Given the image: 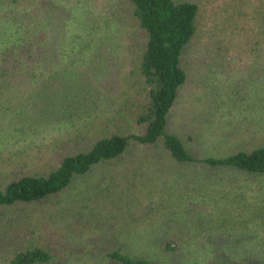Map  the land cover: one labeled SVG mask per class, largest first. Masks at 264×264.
I'll return each instance as SVG.
<instances>
[{
  "label": "rangeland",
  "instance_id": "rangeland-1",
  "mask_svg": "<svg viewBox=\"0 0 264 264\" xmlns=\"http://www.w3.org/2000/svg\"><path fill=\"white\" fill-rule=\"evenodd\" d=\"M187 1L197 30L169 130L196 157L264 145V49L251 30L244 41L258 0ZM136 29L120 0H0V188L136 132ZM0 225V258L38 245L65 252L52 264H118L112 249L154 264H264V175L132 146L45 203L3 209Z\"/></svg>",
  "mask_w": 264,
  "mask_h": 264
},
{
  "label": "trees",
  "instance_id": "trees-1",
  "mask_svg": "<svg viewBox=\"0 0 264 264\" xmlns=\"http://www.w3.org/2000/svg\"><path fill=\"white\" fill-rule=\"evenodd\" d=\"M13 1L21 6L35 0ZM120 1L137 26L130 44L137 54L135 65L141 78L137 91L143 98L142 108L134 120L136 132L102 137L86 151L63 154L56 167L44 175H24L11 181L5 189L0 188V213L21 204L49 201L67 189L75 178L87 174L96 165L121 158L132 146H160L166 156L179 164L264 175V145L222 157H196L168 128L178 91L187 81L181 57L197 30L198 5L187 0ZM256 5L249 8L252 14L243 11L250 28L244 34V41H251V30L257 34L252 41L264 49V0H258ZM7 227L0 225L2 240L9 236H3ZM64 254L63 250L52 247L26 245L0 258V264H52ZM105 254L118 264H154L145 257L132 256L119 249Z\"/></svg>",
  "mask_w": 264,
  "mask_h": 264
}]
</instances>
